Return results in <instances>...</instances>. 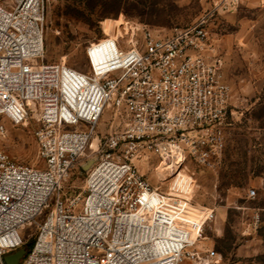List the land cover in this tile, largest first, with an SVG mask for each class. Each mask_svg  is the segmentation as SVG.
I'll use <instances>...</instances> for the list:
<instances>
[{"label":"built area","instance_id":"1","mask_svg":"<svg viewBox=\"0 0 264 264\" xmlns=\"http://www.w3.org/2000/svg\"><path fill=\"white\" fill-rule=\"evenodd\" d=\"M226 2L171 33L119 25L115 35L88 44L89 69L82 71L44 61L46 0H0V116L14 124L36 119L37 155L46 164L21 163L0 150V264L25 246L21 231L34 223L33 244L19 264L219 259L203 244L215 210L167 212L169 200L138 163L154 155L180 169L187 161L211 166L220 157L232 90L212 54L209 21ZM108 113L118 123L96 148L84 196L58 195L50 206Z\"/></svg>","mask_w":264,"mask_h":264},{"label":"rangeland","instance_id":"2","mask_svg":"<svg viewBox=\"0 0 264 264\" xmlns=\"http://www.w3.org/2000/svg\"><path fill=\"white\" fill-rule=\"evenodd\" d=\"M222 0H46L45 62H63L89 69L86 48L91 41L115 35L119 25L148 26L163 33L190 25ZM227 0L209 21L212 54L222 60L224 77L232 90L230 124L220 157L208 166L187 161L161 179L163 163L148 155L138 163L141 172L162 195L165 209L198 216L209 210L215 220L204 227L203 244L220 257L210 264H264V0ZM118 121L104 115L88 147L73 161L51 205L85 193L90 168L98 161L97 146ZM0 150L14 160L45 167L37 155L35 118L14 124L0 116ZM256 196L249 197V190ZM42 214L38 220L42 219ZM37 227L25 226V245L33 244ZM191 264V263H185Z\"/></svg>","mask_w":264,"mask_h":264},{"label":"bare ground","instance_id":"3","mask_svg":"<svg viewBox=\"0 0 264 264\" xmlns=\"http://www.w3.org/2000/svg\"><path fill=\"white\" fill-rule=\"evenodd\" d=\"M92 147H93V145H92ZM162 162L163 163L158 168L159 169V175H160L161 179H166L178 171V165L169 164L166 161H162Z\"/></svg>","mask_w":264,"mask_h":264},{"label":"water","instance_id":"4","mask_svg":"<svg viewBox=\"0 0 264 264\" xmlns=\"http://www.w3.org/2000/svg\"><path fill=\"white\" fill-rule=\"evenodd\" d=\"M27 249L25 247H22L15 253L6 255L4 257L6 264H19L22 257L26 254Z\"/></svg>","mask_w":264,"mask_h":264},{"label":"trees","instance_id":"5","mask_svg":"<svg viewBox=\"0 0 264 264\" xmlns=\"http://www.w3.org/2000/svg\"><path fill=\"white\" fill-rule=\"evenodd\" d=\"M32 246V244L30 245H25L24 247L28 250L30 247Z\"/></svg>","mask_w":264,"mask_h":264}]
</instances>
